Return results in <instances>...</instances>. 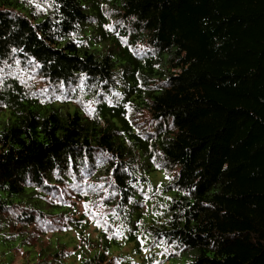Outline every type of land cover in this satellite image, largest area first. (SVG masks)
Here are the masks:
<instances>
[{
	"label": "trees",
	"instance_id": "obj_1",
	"mask_svg": "<svg viewBox=\"0 0 264 264\" xmlns=\"http://www.w3.org/2000/svg\"><path fill=\"white\" fill-rule=\"evenodd\" d=\"M0 237L264 264V0H0Z\"/></svg>",
	"mask_w": 264,
	"mask_h": 264
},
{
	"label": "rangeland",
	"instance_id": "obj_2",
	"mask_svg": "<svg viewBox=\"0 0 264 264\" xmlns=\"http://www.w3.org/2000/svg\"><path fill=\"white\" fill-rule=\"evenodd\" d=\"M150 181H152V179H154V181H157L160 179V175H155L154 173H151L149 176ZM87 233L90 234L91 237H95L96 236V231L94 230V227L92 225L89 226ZM74 235V233L72 232H61V233H56L53 236H55V238L59 237L60 240H67L70 242V244H73L74 242V237H72ZM71 246V245H70ZM24 246L21 245H16V242H9V243H3L1 241V237H0V261H4V262H8L9 264H24L27 262V258L28 259H32L33 256L29 255L26 257V259L22 257V255H20L21 251L24 249ZM130 250V245L124 246L123 248H121V250H115L114 254L116 255L117 253L115 252H119V254H124L126 252H129ZM24 256V255H23ZM74 262L72 264H77L78 263V259L72 257V259H68L66 260V262ZM164 264H173L171 261H166Z\"/></svg>",
	"mask_w": 264,
	"mask_h": 264
},
{
	"label": "snow or ice",
	"instance_id": "obj_3",
	"mask_svg": "<svg viewBox=\"0 0 264 264\" xmlns=\"http://www.w3.org/2000/svg\"><path fill=\"white\" fill-rule=\"evenodd\" d=\"M29 2L30 3H32V0H29ZM33 6H35V7H37L38 8V10H43L42 8H40V6L39 5H33ZM90 114V113H89ZM138 240H139V237L137 238ZM143 246V245H142Z\"/></svg>",
	"mask_w": 264,
	"mask_h": 264
}]
</instances>
